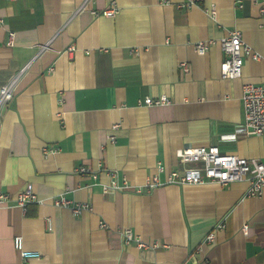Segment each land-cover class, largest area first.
I'll return each mask as SVG.
<instances>
[{"label": "crops", "instance_id": "1", "mask_svg": "<svg viewBox=\"0 0 264 264\" xmlns=\"http://www.w3.org/2000/svg\"><path fill=\"white\" fill-rule=\"evenodd\" d=\"M257 1L0 0V86L26 66L0 112V188L14 199L30 184L42 200L0 204V264H264V189L245 196L246 180L144 186L159 163L160 180L181 171L184 146L262 156L264 138L236 129L242 86L264 83V60L244 58L237 78L219 72L230 30L264 54ZM112 5L113 16L101 13ZM208 39L197 54L193 44ZM160 94L171 102H138ZM112 181L129 187L103 191ZM61 196L90 208L74 214L53 203ZM123 228L148 245L125 244ZM15 235L40 256L22 258Z\"/></svg>", "mask_w": 264, "mask_h": 264}, {"label": "built area", "instance_id": "2", "mask_svg": "<svg viewBox=\"0 0 264 264\" xmlns=\"http://www.w3.org/2000/svg\"><path fill=\"white\" fill-rule=\"evenodd\" d=\"M255 1L258 2L257 0ZM186 5L187 4H180L179 7H184ZM205 10L212 17L216 13V7L214 4H211ZM260 11L264 12V8H260ZM116 12L117 8L112 5L102 10L101 13L107 16H113ZM12 36L13 33L9 32L8 42L10 44L12 43ZM210 43L211 39L199 40L195 42L193 44L195 52L197 54H204ZM219 45L223 52V58L219 64V72L220 76L223 78L240 77L242 75L244 58L264 60V54L253 50L249 45H247L242 40L240 32L237 29L230 30L225 36H222L219 39ZM44 47L45 45L41 46V48ZM69 49L71 50V48ZM180 66L184 71L188 70V64L186 61H181ZM25 68L26 66L20 68L18 72H16L0 86V112L2 108L13 98L14 89L21 75L25 71ZM138 102H141L144 105H166L169 104L171 100L165 94H160L158 96H145L141 100H138ZM241 104L243 109V120L238 125L236 131L250 135L257 134L264 138V83H244L242 86ZM116 127L117 124H114L112 129H115ZM228 137H234V133L229 134ZM113 138V134L108 135V139L110 141H112ZM262 144H264V140H262ZM43 150L45 152H50L52 148L44 147ZM176 156L180 164H182L181 171L177 169L170 170L167 172L165 179L160 180L158 173L163 171L164 167L159 163L157 165V173L152 176H148L144 182V186L146 188H150L165 183L202 184L205 182H215L219 185H226L233 181L246 180L248 182V187L245 190V196L259 195L262 193V189H264V149H262V156L260 158H247L234 153L221 152L217 145L209 144L184 146L176 151ZM79 171L84 172L86 171V168L80 167ZM126 187H129V184L126 182L118 184L116 181H112L110 185L103 186V191L120 190ZM139 189L140 188H137L138 191ZM12 200L15 204L20 206L22 210H25L27 204L30 202L42 201L33 192L30 184H27L20 189L14 199H12L7 192L0 188V204L7 203ZM53 203L55 205L69 206L74 214L80 213L83 209L90 208V205L87 202L71 203L70 200L63 196L54 199ZM224 219L225 218H222L214 224L212 230L204 237V241L210 242L214 238L215 230H219L224 227ZM45 222L49 227L50 218L46 217ZM101 226H105V224L101 222ZM241 231L244 234L247 233V223L242 224ZM121 233L125 244L133 241L139 247L148 245L129 228H123ZM12 242L14 249L18 251V254L22 258L40 256L39 252L31 251L24 247L21 235H15Z\"/></svg>", "mask_w": 264, "mask_h": 264}]
</instances>
